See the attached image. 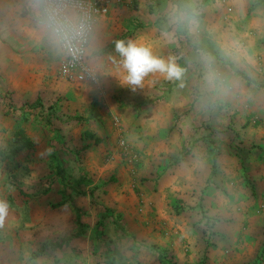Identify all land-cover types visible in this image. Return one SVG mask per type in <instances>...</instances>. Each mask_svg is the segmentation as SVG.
<instances>
[{"label": "rangeland", "instance_id": "1", "mask_svg": "<svg viewBox=\"0 0 264 264\" xmlns=\"http://www.w3.org/2000/svg\"><path fill=\"white\" fill-rule=\"evenodd\" d=\"M105 1L117 23L105 55L117 41H159L183 75L148 73L138 98L116 94L125 123L107 145L79 139L62 100L44 111L0 95V242L20 249L15 264H164L154 247L176 264H264V0ZM19 124L34 151L13 153ZM164 178L159 200V187L149 199L139 187Z\"/></svg>", "mask_w": 264, "mask_h": 264}, {"label": "crops", "instance_id": "2", "mask_svg": "<svg viewBox=\"0 0 264 264\" xmlns=\"http://www.w3.org/2000/svg\"><path fill=\"white\" fill-rule=\"evenodd\" d=\"M32 2L33 0H0V95L4 96L11 92L12 100L18 107H22L26 103H40L38 107L44 111L48 110L55 102L62 100L63 102L59 106L62 114H67L66 118L73 119L72 124L78 129L79 139L82 140L83 136L86 139H94L95 144V140L98 139L99 143L105 145L114 142L120 132V127L113 122L121 118L125 123L126 116V109L116 102L115 95L132 97V100L142 95L139 85L127 82V71L122 63L123 58L118 54L116 48L114 49L116 47L114 44L105 55V43L109 38L112 39V29L117 23L114 22L113 17L109 16L99 20L95 25L94 51L103 49L104 54L90 59V61L99 74V83L96 85L72 83L61 75L60 68L64 55L55 51L45 38L33 14ZM139 6L141 7V5ZM132 42L150 48L154 56L172 60L181 67L180 62L173 55L163 54L164 47L161 42L152 40ZM150 73L159 80H170L166 74L159 71ZM95 97L99 98V102L96 104L93 102ZM5 123L9 124L11 121ZM17 128L19 129L14 131L13 139L14 134L20 129H24L31 136L30 125L26 127L24 124H19ZM93 132L97 135L94 136ZM89 134H92L94 138H89ZM25 150L28 149H23L21 152L24 154ZM109 165H105L106 175L109 173ZM117 174L120 176V170H117ZM164 180L165 178L159 181L156 186L150 183H141L139 187L148 199V189L159 187L155 193L159 200L161 192L166 190L159 186H163ZM116 189L119 197L124 199L128 195L129 187H126L124 183H119ZM3 190L7 192V187H0V200L6 201ZM129 192L131 193V191ZM58 220L63 221V219ZM9 221L11 220L6 219L4 223L8 224ZM19 252L20 249L0 242L1 262L15 264L16 262H13L11 256H19Z\"/></svg>", "mask_w": 264, "mask_h": 264}, {"label": "clouds", "instance_id": "3", "mask_svg": "<svg viewBox=\"0 0 264 264\" xmlns=\"http://www.w3.org/2000/svg\"><path fill=\"white\" fill-rule=\"evenodd\" d=\"M32 11L37 23L52 48L79 60L89 57L95 50V18L82 0H33ZM116 51L123 58L126 80L138 85L150 72L159 71L168 79H179L183 69L172 60L152 54L148 47L135 42L117 41ZM9 211L6 201L0 200V220Z\"/></svg>", "mask_w": 264, "mask_h": 264}, {"label": "built area", "instance_id": "4", "mask_svg": "<svg viewBox=\"0 0 264 264\" xmlns=\"http://www.w3.org/2000/svg\"><path fill=\"white\" fill-rule=\"evenodd\" d=\"M82 3L91 10L96 23L103 18H108L111 14V6L108 1L82 0ZM60 72L66 80L72 83H90L95 85L100 80L96 68L90 61V56L74 60L72 57L64 55ZM121 145L128 151L125 141L121 140Z\"/></svg>", "mask_w": 264, "mask_h": 264}, {"label": "trees", "instance_id": "5", "mask_svg": "<svg viewBox=\"0 0 264 264\" xmlns=\"http://www.w3.org/2000/svg\"><path fill=\"white\" fill-rule=\"evenodd\" d=\"M174 3L176 5H179V7H181L183 10H185L188 14L192 13L191 7H187V6L183 7L179 1H174ZM112 47H113V45H111L109 47V49ZM38 106H40V103H36V104L26 103L21 108L22 109H24L26 107L36 108ZM89 138H94V136L92 134H89ZM13 141H14V145H15L13 148L14 154H18L23 149H28V150H34L35 149L34 141L30 138V136L27 134V132L24 129H20L14 134ZM95 141H96V144H99V142H100L98 139H96ZM209 142H210L211 146L214 145V141L211 138H209ZM211 149L215 150V152H216V154H215V160H216V157L218 156V151L216 150L215 147H213ZM0 156H1V154H0ZM19 166H20L19 162L15 163V168H18ZM79 236H80V233L77 232L76 234H73V235L69 236L68 238L63 239L62 241H60L58 243L45 244L43 246V249L40 252L34 253V256H38L39 254H41V252H44L47 248H53V249L63 248L64 246L69 245L72 242V240H74L75 238H77ZM154 248L157 250L159 257H160V261L162 263H164V264H176L172 261H168L167 258H165V256L162 255V253L160 252V250L157 247H154ZM261 259H263V255L261 256Z\"/></svg>", "mask_w": 264, "mask_h": 264}]
</instances>
